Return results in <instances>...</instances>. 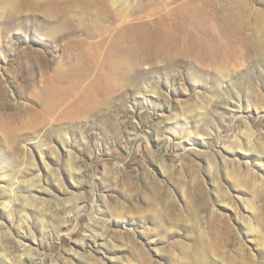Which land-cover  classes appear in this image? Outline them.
Returning <instances> with one entry per match:
<instances>
[{"label": "rangeland", "instance_id": "1", "mask_svg": "<svg viewBox=\"0 0 264 264\" xmlns=\"http://www.w3.org/2000/svg\"><path fill=\"white\" fill-rule=\"evenodd\" d=\"M263 156L264 0H0V264H264Z\"/></svg>", "mask_w": 264, "mask_h": 264}, {"label": "bare ground", "instance_id": "2", "mask_svg": "<svg viewBox=\"0 0 264 264\" xmlns=\"http://www.w3.org/2000/svg\"><path fill=\"white\" fill-rule=\"evenodd\" d=\"M16 1L17 0H6V2L8 3V5L9 6H13L15 3H16ZM212 33H213V35L215 36V37H219V36H222V35H227L228 37H229V39L230 40H232V42L234 41V33H233V31H231L230 29H229V27L228 26H226V24H224L223 25V27L219 30V29H217V30H214V31H212ZM118 68H119V66H118ZM71 101V100H70ZM92 101H94V100H92ZM78 102H86V100L84 99V98H76V99H74L73 101H72V103H78ZM261 156V155H260ZM262 157V156H261ZM264 157V156H263ZM251 206V205H250ZM4 207H9L8 205H5ZM252 229H254L255 230V228H252ZM207 264V263H206Z\"/></svg>", "mask_w": 264, "mask_h": 264}]
</instances>
